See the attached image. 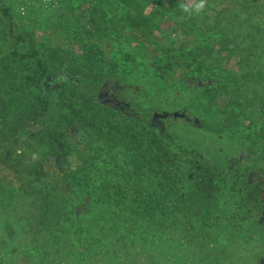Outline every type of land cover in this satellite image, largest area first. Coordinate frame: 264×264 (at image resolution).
Instances as JSON below:
<instances>
[{
	"label": "trees",
	"instance_id": "16d2710c",
	"mask_svg": "<svg viewBox=\"0 0 264 264\" xmlns=\"http://www.w3.org/2000/svg\"><path fill=\"white\" fill-rule=\"evenodd\" d=\"M99 2L71 9L64 19L82 28L53 41L37 19L0 0V20L9 23H0V224L8 209V221L26 222V235L50 239L0 240V264H26L31 253L43 264H243L247 240L229 241L250 216L264 218L263 170L243 157L221 161L172 146L155 114L103 103V86L117 78L96 64L112 59L125 30L147 35L158 10L132 25ZM253 2L262 13L208 29L193 58L197 71L213 75L234 58L236 71L222 72L233 87L219 84L226 113L240 110L239 98L253 107L249 68L264 56V0ZM184 37L186 47L196 41ZM190 65L169 62L159 76L166 82ZM222 186L227 201L216 215ZM72 223L87 240L61 239ZM211 229L221 240H209Z\"/></svg>",
	"mask_w": 264,
	"mask_h": 264
},
{
	"label": "rangeland",
	"instance_id": "374dc122",
	"mask_svg": "<svg viewBox=\"0 0 264 264\" xmlns=\"http://www.w3.org/2000/svg\"><path fill=\"white\" fill-rule=\"evenodd\" d=\"M8 1L28 20L37 19L45 36L55 41L57 37L73 35L75 30L80 31L82 25H75L73 21L67 22L64 18L73 16L71 9L79 14L81 6L91 0ZM152 1L155 4L149 0H100L99 4L104 6L108 14L121 11L123 18L128 19L132 25L138 24L134 21L139 16H142L141 20H148L149 13L155 8L158 10L157 16H154L153 27L147 35L139 32L134 36L125 30L126 35L115 41L112 59L107 58V61L96 64L117 78L116 84L111 81L103 92H111L118 101L127 103L130 113L140 111L158 116L166 127L172 146H179L187 151L201 149L221 161L243 157L264 172V106H261L264 104V56L259 63L251 64L252 69L249 68L251 87L248 95L253 107L247 109L239 98L237 106L240 110L234 109L231 113H226L225 103L221 101L218 93L219 84H226L227 88L232 86L231 79L229 81V77L222 72L236 71L234 58L222 60V66H218L222 72L216 70V75L206 73L203 69L197 71V65L193 63L196 52L206 45L208 29L221 28L238 16H251L252 12L262 13L263 9L254 6V0H207L204 10L195 14L185 13L182 5L192 7L196 0ZM160 17L164 22H160ZM0 23L2 27L9 24L6 20H0ZM187 32L193 33L196 38L190 47H186L187 40L184 37ZM181 61L191 64L189 71L178 72L174 77L167 76L166 82L159 76V69L167 63L178 65ZM257 64L260 66L259 70ZM242 78L236 80H239L238 86L243 84ZM206 82H209L210 88L204 87ZM241 106L245 109L244 114L240 113L243 111ZM220 190L213 202V213L216 215L225 207L227 201V189L222 186ZM7 212L8 209L1 211V220L4 222L0 224V240H50L46 236L26 235L27 231L22 227L26 222L12 216V221H8ZM19 223L23 225L19 226ZM72 224L58 233L63 235L61 239L68 242L74 240V243L76 240H87V235L75 234L77 226ZM68 229L70 234H67ZM210 234L209 240H221L215 236L218 230L211 229ZM230 240L229 242L234 240L236 243L247 240L245 245L248 244L249 247L247 246V253L243 255V264H262L264 218L257 214L250 216ZM41 244L49 243L45 241ZM47 251L50 255L55 254L50 247ZM230 252V257L235 255V251ZM215 255L218 256L219 252ZM11 263L17 264L15 259ZM43 263V257L38 258L31 253L26 264Z\"/></svg>",
	"mask_w": 264,
	"mask_h": 264
},
{
	"label": "flooded vegetation",
	"instance_id": "af4514ba",
	"mask_svg": "<svg viewBox=\"0 0 264 264\" xmlns=\"http://www.w3.org/2000/svg\"><path fill=\"white\" fill-rule=\"evenodd\" d=\"M107 84H105L99 94V98L103 101L104 104L108 106H119L128 109V104L122 101H118L116 97L111 92H103L106 88Z\"/></svg>",
	"mask_w": 264,
	"mask_h": 264
},
{
	"label": "clouds",
	"instance_id": "9594fccd",
	"mask_svg": "<svg viewBox=\"0 0 264 264\" xmlns=\"http://www.w3.org/2000/svg\"><path fill=\"white\" fill-rule=\"evenodd\" d=\"M206 5H207V0H196V2L194 3L192 7H189L187 4L182 5V10L185 13L199 14L204 10Z\"/></svg>",
	"mask_w": 264,
	"mask_h": 264
},
{
	"label": "water",
	"instance_id": "95a60500",
	"mask_svg": "<svg viewBox=\"0 0 264 264\" xmlns=\"http://www.w3.org/2000/svg\"><path fill=\"white\" fill-rule=\"evenodd\" d=\"M261 262H262V264H264V257L261 258Z\"/></svg>",
	"mask_w": 264,
	"mask_h": 264
}]
</instances>
